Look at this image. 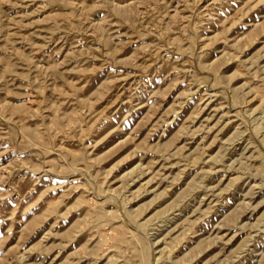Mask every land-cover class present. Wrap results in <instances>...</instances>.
<instances>
[{
  "label": "rangeland",
  "instance_id": "obj_1",
  "mask_svg": "<svg viewBox=\"0 0 264 264\" xmlns=\"http://www.w3.org/2000/svg\"><path fill=\"white\" fill-rule=\"evenodd\" d=\"M0 264H264V0H0Z\"/></svg>",
  "mask_w": 264,
  "mask_h": 264
},
{
  "label": "bare ground",
  "instance_id": "obj_2",
  "mask_svg": "<svg viewBox=\"0 0 264 264\" xmlns=\"http://www.w3.org/2000/svg\"><path fill=\"white\" fill-rule=\"evenodd\" d=\"M146 255V254H145Z\"/></svg>",
  "mask_w": 264,
  "mask_h": 264
}]
</instances>
